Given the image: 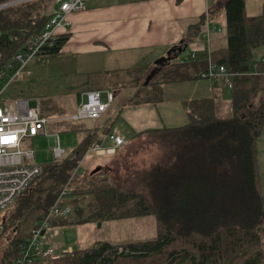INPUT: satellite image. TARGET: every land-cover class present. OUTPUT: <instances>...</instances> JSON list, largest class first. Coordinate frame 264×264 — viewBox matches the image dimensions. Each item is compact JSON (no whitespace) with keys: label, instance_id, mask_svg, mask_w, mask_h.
I'll return each instance as SVG.
<instances>
[{"label":"trees","instance_id":"16d2710c","mask_svg":"<svg viewBox=\"0 0 264 264\" xmlns=\"http://www.w3.org/2000/svg\"><path fill=\"white\" fill-rule=\"evenodd\" d=\"M11 1L0 0V5ZM54 4V0H32L0 9V73L6 76L1 83L16 67L14 56L53 17ZM244 5L245 0L222 1L226 48L211 53L212 63L233 75L231 111L221 115L217 95L190 101L185 104L187 125L133 137L163 134L168 147L164 167L150 179V199L109 183V168L107 173L95 170L70 190L84 156L108 135L82 127L83 139L71 155L42 165V174L9 207L12 210L2 220L0 241L7 246L0 264H13L19 244L46 217L65 186H69L67 197L93 200L85 208H99L100 219L153 215L156 235L118 244L99 242L55 261L32 264H264V198L256 147L264 129V62L252 60V51L264 46V5L261 15L252 18L245 15ZM194 27L199 28L200 22ZM67 39L60 35L46 57L58 55ZM7 65L12 68L6 69ZM169 82L173 81L151 82L144 96L161 100L163 85ZM51 225L64 227L71 222L58 219Z\"/></svg>","mask_w":264,"mask_h":264},{"label":"crops","instance_id":"0c3cea01","mask_svg":"<svg viewBox=\"0 0 264 264\" xmlns=\"http://www.w3.org/2000/svg\"><path fill=\"white\" fill-rule=\"evenodd\" d=\"M222 1L86 0V8L72 13L69 16L70 26L61 31L60 35L68 36V39L58 55H66L74 62L77 72L87 77L83 87H87L86 93L97 91L103 96L106 91L112 92L114 106L126 104L134 107H117L108 118L107 114L112 105L100 119L87 121L96 122V125L92 127L82 124L83 129L96 128L100 134L106 132L108 135L116 134L125 139L121 134L123 127L130 131L133 137L145 131L165 128L162 127L157 114V106L164 107L162 99L155 101L153 98L139 96L140 93H148L151 89L150 83L165 71L171 76L168 79L173 82L163 85V93L169 86L186 85L190 95L189 97L179 95L180 99L174 103L176 106L179 105V108L175 114L168 116V121L165 122L169 126L167 129L187 125L189 116L185 104L190 101L209 99L217 95L221 104L220 109L224 107L227 113L230 112L231 98L227 101L217 91L224 87L221 84L210 83L209 95L201 97L207 94V88L205 81L198 79V74L212 62L213 50L216 49L214 52L222 50L226 40L219 36L223 33L222 26L225 25L224 14L221 11ZM263 5L264 0H245V15L249 18L261 15ZM206 17L209 21L208 26L216 27V30L210 31L209 41L204 36ZM199 22L200 27H194ZM181 46H184L189 54L194 53V61L183 64L171 61L161 68L148 86L144 87L142 84L141 88H138L139 82L143 78L145 81L154 69L156 60L165 57L172 48ZM135 74H138L137 78L134 77ZM224 90L231 91L225 88ZM81 96L74 109L79 105ZM144 97L146 99L141 100ZM114 118L123 125L119 129L116 128L118 124L113 121ZM172 121L178 122L177 124L185 122V125L173 127L176 125L172 124ZM106 137L101 144L109 147L111 143ZM132 138L127 142L136 139ZM95 170H98V167ZM261 232L264 233V228Z\"/></svg>","mask_w":264,"mask_h":264},{"label":"rangeland","instance_id":"374dc122","mask_svg":"<svg viewBox=\"0 0 264 264\" xmlns=\"http://www.w3.org/2000/svg\"><path fill=\"white\" fill-rule=\"evenodd\" d=\"M224 26H222L223 33L219 34L223 40L226 39ZM225 42L226 40L221 49L226 48ZM189 55V51H184L172 62L177 64L184 61ZM263 58L264 46L252 51L253 62L262 61L261 59ZM26 72H29V75H26ZM134 77L137 78L138 74H135ZM159 78L166 80L171 78V76L165 71L155 81ZM86 81L87 77L77 72L74 62L66 55L46 57L41 63H30L21 76L9 83L2 94V100L7 105L26 100L29 102L30 109L38 108L41 117L50 120H53V118L58 119V122L55 121L48 125L47 133H57L60 147L64 150L65 156H69L83 139L85 132L81 129L83 127L81 125L88 124L92 127L96 125V122H75L69 119L76 111L74 108L79 102L80 96L86 93L85 88L87 89V87L83 88ZM143 81L144 78L139 82L138 88H141ZM152 82L154 83V81ZM204 84L207 88V94L201 97L209 95L210 82L205 81ZM217 91L227 101L231 98L230 92L224 90V88H220ZM129 92L132 93L130 90ZM179 95L189 97L188 86L172 85L164 91L162 95L164 107L160 108L157 106V114L162 127L168 128L169 126L165 123L168 121V116L177 112L179 105L176 106L174 103L180 99ZM139 96H144V94L140 93ZM101 98L102 101H105L104 95ZM143 99L146 98L144 97L141 100ZM117 107L127 108L134 107V105H113L107 114L108 118L111 117ZM222 108L221 115L225 116L227 110L224 107ZM115 119H113L114 122L116 121ZM116 123L118 124L116 126L118 129L123 126L119 120ZM177 123L172 121V124L176 125L173 127L185 125V122L184 124ZM125 129L123 127L121 134L125 138L124 142L127 143L133 137V134ZM52 137L47 134H41L35 138L25 139L21 144V149L33 150L37 164L50 163L53 161ZM163 139V134L138 137L129 142L128 145H125L116 156H98L92 151L88 152L78 167L77 175L71 183L70 190H75L77 186L81 185L83 180L88 178L97 167L98 169H104V173H107L105 168H109L112 179H110L109 183L114 184L123 191L134 192L149 200L150 191L148 186L150 179L156 175L157 171L161 170L159 169L161 168L160 166L164 167V163L167 160L168 147L163 143ZM256 147L261 189L264 198V129L257 140ZM76 200H80L81 204H76ZM92 201L89 197L84 200L81 197H67L62 201L63 205L71 207V212L66 218V220L71 222V225L53 227L46 233L48 243L55 248L57 253L69 248L72 251H79L92 247L99 242L118 244L151 239L156 235V224L153 215L123 220L100 219L97 217L100 213L99 208H92V210L85 208V205L92 203ZM12 207L0 214V224H2L3 218H6L12 210ZM6 246L7 243L4 240L0 241V255Z\"/></svg>","mask_w":264,"mask_h":264},{"label":"built area","instance_id":"2783aa9c","mask_svg":"<svg viewBox=\"0 0 264 264\" xmlns=\"http://www.w3.org/2000/svg\"><path fill=\"white\" fill-rule=\"evenodd\" d=\"M32 0H14L0 5V9L26 3ZM53 17L47 22L40 35L36 36L30 44L14 56L16 67L11 75L7 76L5 82H0V214L6 211L18 197L23 194L34 181L42 174V165L35 162L33 150L21 149L25 139L35 138L41 134L53 136L52 156L53 161L61 160L65 156L64 150L60 147L57 133H47V127L58 119L50 120L39 115L38 108L30 109L29 102L17 101L7 105L2 100V94L6 86L14 79L21 76L30 63H41L46 58V52L55 47L61 31L70 26L69 16L72 13L82 11L86 8V0H54ZM206 17L205 38L209 41V33L216 30L210 28ZM219 31V30H218ZM195 59L194 53L180 63L192 62ZM264 62V60L262 61ZM7 65L6 69H11ZM29 75V72H26ZM232 74H229L223 65H215L212 62L202 71L199 80L210 83L221 84L225 89H232ZM5 72L0 73V81L5 78ZM105 101H102V94L91 91L82 94L81 101L75 113L69 118L71 121H94L100 119L113 105L114 95L112 92L103 93ZM111 146L102 144L93 146L90 150L96 155L114 156L118 149L124 144V139L116 134L107 137ZM78 168L75 170L77 174ZM69 186H65L49 213L44 219L34 224L31 235L19 244V255L13 264H32L34 261H55L61 256L71 254L73 251L64 249L57 253L55 248L47 241L46 233L52 227L51 222L58 219H66L71 212V207L63 205L62 201L67 198ZM2 224H0V234Z\"/></svg>","mask_w":264,"mask_h":264},{"label":"water","instance_id":"95a60500","mask_svg":"<svg viewBox=\"0 0 264 264\" xmlns=\"http://www.w3.org/2000/svg\"><path fill=\"white\" fill-rule=\"evenodd\" d=\"M185 51V47H174L166 53L165 57H162L154 62V69L146 77L143 86L146 87L152 81V79L159 73L162 67L176 59L181 53Z\"/></svg>","mask_w":264,"mask_h":264}]
</instances>
